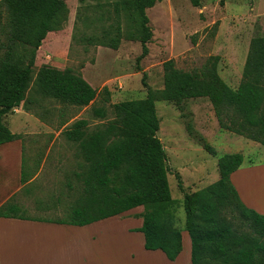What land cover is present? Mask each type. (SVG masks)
Here are the masks:
<instances>
[{
	"label": "trees",
	"instance_id": "1",
	"mask_svg": "<svg viewBox=\"0 0 264 264\" xmlns=\"http://www.w3.org/2000/svg\"><path fill=\"white\" fill-rule=\"evenodd\" d=\"M158 1L162 0L115 1V35L103 30L102 35L84 36L83 40L117 49L124 37L121 19L125 16L138 24L137 32L128 38L141 43L136 59L141 69L153 36L147 9ZM81 2L85 4V0ZM190 2L195 7L202 5V0ZM68 12L65 0H0V145L21 138L8 126L6 116L27 99L37 52L50 31L62 28ZM219 58L212 55L202 67L191 71L168 59L163 63V90L155 91L144 78L147 96L112 104V120L91 128L87 119H78L63 131L68 140L77 143L85 162L84 170L77 173L81 196L70 207L69 219H35L82 226L142 206L143 225L136 230L144 234L145 248L161 250L176 260L183 250V236L176 225L168 154L158 136L156 101L207 97L221 128L264 145V35L252 40L237 88L221 77ZM34 88L45 98L77 107L89 105L98 95L81 72L50 64L41 65ZM104 92L111 95L107 87ZM95 113L106 116L102 108H96ZM203 146L217 154L208 142ZM243 162V153H225L218 160L217 181L193 192L179 184L192 264H264V214L244 203L231 179ZM33 175L32 168L25 169L23 157L21 183L27 184ZM14 197L1 205L0 216L33 218ZM244 224L251 232L242 229Z\"/></svg>",
	"mask_w": 264,
	"mask_h": 264
},
{
	"label": "rangeland",
	"instance_id": "2",
	"mask_svg": "<svg viewBox=\"0 0 264 264\" xmlns=\"http://www.w3.org/2000/svg\"><path fill=\"white\" fill-rule=\"evenodd\" d=\"M65 1L68 19L61 29L50 31L39 48L27 99L6 116L8 126L21 138L1 147L0 162L1 191L18 184L17 143L22 145L25 169L32 168L34 175L14 199L28 216L52 220L69 219L70 207L82 192L77 173L84 170L85 162L77 143L68 140L63 131L78 119H87L91 128L112 120V104L147 96L144 78L155 91L163 90V63L168 59H174L178 68L191 71L217 55L221 77L237 88L252 40L264 35V0H202L200 7L193 6L190 0L158 1L147 9L153 36L148 44L149 54L138 69L136 59L142 50L141 43L128 38L137 32L138 24L133 20L122 17L124 37L117 49L83 40L84 36H100L103 30L115 35L112 25L118 24L113 5L117 0H85V4L81 0ZM43 64L72 67L81 72L97 89L96 99L77 107L43 97L34 88ZM104 87L111 91L109 97ZM156 107L160 118L158 136L168 154V179L176 201V225L186 232L184 194L179 184L193 192L217 181L218 160L225 153L242 152L245 167L264 163V145L221 128L207 97L180 102L157 100ZM96 108L104 109L106 116H97ZM204 142L212 145L217 154L209 153ZM241 185L249 202L264 210V169L248 174ZM143 210L139 206L131 214L88 226L97 228L95 244L107 246V251L100 254L110 264H191L189 244L173 261L161 251L144 247L143 234L136 230L143 224ZM242 229L251 232L245 224ZM81 233L87 243L88 229Z\"/></svg>",
	"mask_w": 264,
	"mask_h": 264
},
{
	"label": "crops",
	"instance_id": "3",
	"mask_svg": "<svg viewBox=\"0 0 264 264\" xmlns=\"http://www.w3.org/2000/svg\"><path fill=\"white\" fill-rule=\"evenodd\" d=\"M13 141H17V139ZM6 143L0 145V162L2 160L1 147ZM17 144L20 148L19 162L16 164V175L18 173L19 177L18 184L0 191V207L13 195H15L18 190L22 188V186H24L21 183L24 156L22 145L20 143ZM245 163L246 158L244 156V162L242 166L231 175L232 182L236 186L242 200L247 206L256 208L260 213H264V210L258 209L254 204L249 202V199L246 194H244L241 185V181L245 180L248 174H252L257 170H263L264 163L254 164L252 167H245ZM260 192L263 193L261 190ZM134 209H131L121 215L127 213L131 214L129 212H132ZM117 217H120V215H117ZM110 218L116 217L113 216ZM106 219L81 226L67 223H57L47 220H37L35 218L0 216V264H110V260H108L103 254H100L107 251V246L95 244L97 239V228L95 227L92 229L91 227H88L94 223L102 222ZM86 229H88L87 243L85 242V239L82 238L81 233L82 230ZM91 232H93V234H91ZM142 236L144 243V234ZM182 236L183 250L186 248V244H189L191 260L190 234L188 231L185 232L182 230ZM92 240H94V243H90ZM161 252L167 259H169L163 251Z\"/></svg>",
	"mask_w": 264,
	"mask_h": 264
}]
</instances>
